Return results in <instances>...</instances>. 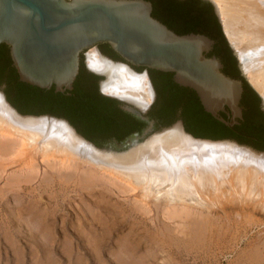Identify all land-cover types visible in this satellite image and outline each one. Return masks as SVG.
I'll list each match as a JSON object with an SVG mask.
<instances>
[{
	"label": "water",
	"instance_id": "water-1",
	"mask_svg": "<svg viewBox=\"0 0 264 264\" xmlns=\"http://www.w3.org/2000/svg\"><path fill=\"white\" fill-rule=\"evenodd\" d=\"M93 45L133 73L145 70L152 120L147 108L97 91L106 78L85 64ZM0 93L21 118L64 121L104 165L173 123L194 139L264 153L263 103L213 0H0Z\"/></svg>",
	"mask_w": 264,
	"mask_h": 264
},
{
	"label": "rangeland",
	"instance_id": "rangeland-1",
	"mask_svg": "<svg viewBox=\"0 0 264 264\" xmlns=\"http://www.w3.org/2000/svg\"><path fill=\"white\" fill-rule=\"evenodd\" d=\"M240 31L238 47L250 40ZM9 154L0 153V264H264L263 209L214 202L170 214L104 175L88 181L82 166L59 170L32 153L34 171ZM23 172L36 173L27 182Z\"/></svg>",
	"mask_w": 264,
	"mask_h": 264
},
{
	"label": "bare ground",
	"instance_id": "bare-ground-1",
	"mask_svg": "<svg viewBox=\"0 0 264 264\" xmlns=\"http://www.w3.org/2000/svg\"><path fill=\"white\" fill-rule=\"evenodd\" d=\"M213 1L219 10L222 31L237 53L239 68L247 74L246 78L242 73L258 96L261 95L264 105V0ZM242 14L246 17L240 22ZM238 29L250 38L241 44L242 47L236 45L242 38ZM86 50L84 57L88 67L106 78L100 86L102 93L138 110L144 111L148 107L153 98V88L144 70L131 72L129 65L100 55L95 45ZM2 152L21 154L27 158L29 168L36 166L32 153L59 170L72 168L79 172L83 167L81 175L89 177L88 181L97 174L104 175L112 183L119 182L127 191L138 190L143 199L152 197L156 202H166L171 205L170 214L176 212L175 206L199 205L204 208L234 201L264 210V153L230 140L194 139L183 132L178 123L132 141L111 166L104 165L90 160L84 140L64 121L46 117L21 118L9 108L0 93ZM36 172L24 173L23 178L29 182ZM257 260L260 261L259 258Z\"/></svg>",
	"mask_w": 264,
	"mask_h": 264
},
{
	"label": "flooded vegetation",
	"instance_id": "flooded-vegetation-1",
	"mask_svg": "<svg viewBox=\"0 0 264 264\" xmlns=\"http://www.w3.org/2000/svg\"><path fill=\"white\" fill-rule=\"evenodd\" d=\"M222 29V28H221ZM86 51L87 50H85L84 51V56L86 57ZM85 64H86V62H85ZM87 65V64H86ZM88 69H90L89 67H88ZM91 70V69H90ZM91 71H93V70H91ZM145 71V70H144ZM93 72H95V71H93ZM148 77V76H147ZM149 79V78H148ZM151 84V83H150ZM152 86V85H151ZM153 88V87H152ZM101 95H103V96H106V94L104 95V93H102L101 92V89L99 88L98 90H97ZM108 96H110V95H108ZM108 96H106V97H108ZM154 97H155V93H154V90H153V98H152V100H151V102H150V104L148 105V107H147V110L145 111V113H142V116H144V117H146L148 120H152V116H151V113H150V107L152 106V104H153V102H154ZM108 98H113V99H115V100H117V101H119V102H121V103H123L122 101H120V99L118 100V98H116V97H113V96H111V97H108ZM263 112V111H262ZM263 115H264V113H263Z\"/></svg>",
	"mask_w": 264,
	"mask_h": 264
},
{
	"label": "trees",
	"instance_id": "trees-1",
	"mask_svg": "<svg viewBox=\"0 0 264 264\" xmlns=\"http://www.w3.org/2000/svg\"><path fill=\"white\" fill-rule=\"evenodd\" d=\"M106 97V96H105ZM264 116V115H263ZM176 119V118H175Z\"/></svg>",
	"mask_w": 264,
	"mask_h": 264
}]
</instances>
